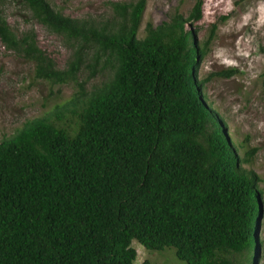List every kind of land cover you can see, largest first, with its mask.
<instances>
[{
	"label": "trees",
	"instance_id": "trees-1",
	"mask_svg": "<svg viewBox=\"0 0 264 264\" xmlns=\"http://www.w3.org/2000/svg\"><path fill=\"white\" fill-rule=\"evenodd\" d=\"M15 2L70 57L57 67L32 28L16 32L0 13L3 50L31 63L34 80L78 90L0 139V264H135L132 240L185 264H258L264 176L243 167L255 148L239 156L201 91L216 29L196 39L201 2L142 32L145 0H107L96 19ZM104 69L89 90L77 80Z\"/></svg>",
	"mask_w": 264,
	"mask_h": 264
},
{
	"label": "rangeland",
	"instance_id": "rangeland-1",
	"mask_svg": "<svg viewBox=\"0 0 264 264\" xmlns=\"http://www.w3.org/2000/svg\"><path fill=\"white\" fill-rule=\"evenodd\" d=\"M106 1L48 0L67 16H91L95 19L107 15ZM195 1L145 0L139 32H142L145 22L159 24L175 11L186 16ZM199 1L201 18L192 26L196 29V39L204 40L210 24H216L214 37L197 67V78L205 80L201 91L207 103L223 119L239 156L245 150L255 148L249 162L244 163L243 167L263 177L264 85L259 74L264 69V0ZM0 13L16 32L32 28L38 47L57 67H62L70 57V49L61 38L29 19L15 0H0ZM227 68L235 69L236 74L229 77L213 74ZM105 76V69L89 78L83 70L77 80L83 83V89L89 90ZM77 90L71 82L50 86L44 81L34 80L31 63L4 51L0 45V139L10 135L24 121L41 117L55 105L61 106ZM259 187L263 190V205L258 228L261 242L258 264H264V183L260 182ZM131 245L136 252L135 264L144 259L157 264H185L175 257L173 248L148 252L135 240L131 241Z\"/></svg>",
	"mask_w": 264,
	"mask_h": 264
}]
</instances>
